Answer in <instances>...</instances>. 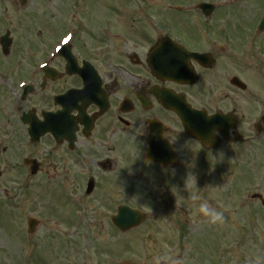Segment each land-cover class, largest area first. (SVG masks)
I'll return each mask as SVG.
<instances>
[{
    "label": "rangeland",
    "instance_id": "374dc122",
    "mask_svg": "<svg viewBox=\"0 0 264 264\" xmlns=\"http://www.w3.org/2000/svg\"><path fill=\"white\" fill-rule=\"evenodd\" d=\"M10 1L15 2V0H1L0 2V12H6L8 13L10 10L12 12L13 4H10ZM37 1L40 0H31L30 5L36 6ZM59 3L67 5L68 2H71L72 0H56ZM149 4L151 5V8L157 2H154L152 0H148ZM165 1H174V0H165ZM181 4H188L190 2H195L196 0H175ZM16 5L19 7V10L16 15H19L23 17V15H28L25 11L20 10V5L18 2H15ZM179 3L174 4V6H178ZM41 9V3L37 5L36 11H40ZM10 12V13H11ZM6 15V14H3ZM1 15V16H3ZM32 15H39V13L32 14ZM188 16H183L178 13H172V11L164 9V14L162 18L163 25L172 30L174 33L178 34L179 36H182L184 38L186 37H197V38H205L209 36H216V38H223L226 39L228 36H231L232 30L234 29H228L224 23H226L227 20L219 21V25L217 27H211L205 24H194L195 16L197 15L195 12L191 14H187ZM0 16V17H1ZM62 15L60 19L62 20ZM257 18V15H256ZM66 20H63L61 22H65ZM4 24V19H0V31L2 28V25ZM20 26V25H19ZM12 30L14 32V35L16 36L17 44L21 43V34L22 32L19 30V27L17 25V22L15 21L12 25ZM264 37V34L262 35V38ZM2 62V60H1ZM9 82V81H7ZM5 84H7L5 82ZM9 85V84H8ZM6 86L8 87L9 91L14 90V86ZM15 96L11 95L9 98L10 104L15 103ZM30 100V99H29ZM28 100V101H29ZM5 104L7 103L4 101ZM29 105V104H28ZM10 111V110H9ZM2 120V117L0 118ZM11 122V121H10ZM8 122V123H10ZM19 123L16 120H13L10 127L6 128V131L4 134H6V142L4 143V146L6 147V152L4 154V160L2 162V168H1V178H0V186L2 187L0 190V205L2 204L3 200L1 199L3 195L6 193V198L4 199V202L9 201V203L15 208V210L22 211L23 214V222L25 223L26 219L28 218H38L41 217L44 219L45 223H48L49 226H45L43 229H39L38 233L35 234V239L39 238L38 236H41L43 233L47 234L48 236H51L52 239L56 238V240H53V245L49 246V249L52 254V258L56 256H60V258H54L53 260L49 259V264H70L72 261H82L85 258H89V260L98 261V255L95 252L94 249H91L90 244L83 245L82 241H86L87 238V231L83 230L81 234L77 237L75 236L72 240V242L69 241V244H75L76 248H79L78 254H70L68 255V252L72 250L73 246L70 247L68 243L65 241L68 237L65 236L64 231L57 228V231L54 230V223L52 222L53 218H60V220L68 225L69 222V215L70 212H75L76 209H82L83 212L86 213L85 219L91 223L92 217L97 216L98 214L105 212V210L100 206H109L103 204V200L105 198L106 201H108L110 198H112L114 194V190L108 186L106 190L107 197H104L102 199L96 200L95 197L91 199L87 198L84 194H82L83 190V180H81L79 176V170L78 167L75 165L76 162L73 160V162L66 160L65 165L67 168L70 169V179L75 180V182H69L66 183L64 180H62L60 177L53 178V183L49 185L48 187H45L43 182V178H39L37 181L31 180L29 182V186L26 189L20 188L21 181H19V168H21L18 161H14L17 158L16 155L19 154V150L22 149H32L30 147V144L28 143L27 138L24 139L25 134L24 132L19 129ZM3 136V134H1ZM50 143V142H49ZM50 144L44 143L42 146L36 149V151L39 152H46L44 155H42L43 158L49 162V159L47 157L48 150L50 148ZM60 152V151H59ZM25 154H22L23 156ZM52 156V155H51ZM20 157V156H19ZM125 165L126 160L124 161ZM51 170L50 172H53L54 169L56 170L59 168L57 174L63 175L62 169H65V167L61 164L54 163L47 165ZM62 168V169H61ZM98 169V168H97ZM121 169V166H120ZM237 170V168H231L230 173H233ZM97 175L100 180L103 179V175L101 174V171L97 170ZM260 173H262V176L264 175V167L260 168ZM76 177V178H73ZM97 177V178H98ZM229 178V182H226V180H221L219 184H217V190L212 191L213 195H218L220 193V190L222 188L224 189H230L233 192H240L243 188H245L244 185V176L242 173L237 174L236 176H227ZM22 180V179H21ZM99 180V181H100ZM34 181V182H33ZM232 181H236V183L232 184ZM66 185L68 188V195H62L64 194L61 190V187L59 185ZM154 184V183H153ZM17 185L20 188V191L17 189ZM118 187V190L121 189L120 184H116ZM157 186V185H156ZM259 186L264 191V176L263 178H260V184ZM5 192V193H4ZM66 192V191H65ZM70 196V197H69ZM46 197V198H45ZM43 203L41 206L36 207L34 205L35 200L38 199ZM147 199L140 198V192H127L118 194L114 198V202L119 203H129V204H138L143 207H145L144 203ZM76 201H81L83 203V206L76 205ZM16 202V204H15ZM31 202V204H30ZM71 202V204H70ZM90 202H93L90 205ZM27 203V204H26ZM151 203L154 205H158V200H153ZM150 203V204H151ZM150 204H147L149 206ZM154 205L150 206L149 211L152 214V217H155L159 214V210H156L154 212ZM146 206V207H147ZM143 208V210H147L148 208ZM21 208V209H19ZM60 211L62 214L58 213ZM69 212V215L67 214ZM109 212V211H107ZM15 217L14 219L8 220V216L4 215V217L0 218V224L5 226L9 229L18 230V216L20 214H17V212L14 213ZM261 225L262 228L258 231H256L258 235V244H254L252 242V248L249 247L248 241L251 240L249 238V234L252 233V231H245L246 235L243 233L242 236L236 232V229L238 228V221L239 217L232 218L230 217L228 220V224H225L224 228L222 226H214L211 230L207 229L202 235H197L199 237L198 239H192L190 243V256L185 260V264H193L194 260H197V263L199 264H205L211 260L212 264H222L224 261H218L214 258H218V256L223 253V248L226 245H230L231 251L229 252V249L226 253H224L225 260L227 259L228 264H251L249 261L250 259H255L258 263L257 264H264V214H261ZM57 227H61L60 225H57ZM153 228L149 227H143L138 234L148 235L150 231H152ZM3 232V235L0 234V264H17V255H19L20 249H23L17 245L12 239L10 235H6L5 231ZM20 232V229H19ZM50 234V235H49ZM154 234V233H153ZM114 239H117L115 234ZM8 238H7V237ZM111 239L112 234L110 231H108V234L106 235ZM139 235H134V238H138ZM102 240L104 239L101 235ZM130 235L126 238V240H129ZM176 238V237H175ZM242 240L239 243H235L234 240L241 239ZM261 238H263V242H261ZM78 241L77 243L75 241ZM112 240V239H111ZM130 243H133L130 240ZM235 243V244H232ZM249 243H251L249 241ZM111 244H103V246H107ZM150 251H147V247L142 246L141 244H138V241H136V244L127 247L126 251H129L130 254H118V255H111L107 257L109 264H115L117 262H114L113 260H124L131 258L133 262L136 263H145L146 264H155V260L157 257L165 255L168 253H162L163 249L160 243H154V246L149 247ZM252 249V250H251ZM36 251H38V254L42 257L47 258L48 257V249L46 248V245H40V247L35 246L34 254H36ZM184 252V248H183ZM221 256V255H220ZM36 260H38L39 257L36 255L34 256ZM221 259L223 260V255L221 256ZM108 263V262H107ZM89 264V262H87ZM163 264V263H162Z\"/></svg>",
    "mask_w": 264,
    "mask_h": 264
},
{
    "label": "clouds",
    "instance_id": "9594fccd",
    "mask_svg": "<svg viewBox=\"0 0 264 264\" xmlns=\"http://www.w3.org/2000/svg\"><path fill=\"white\" fill-rule=\"evenodd\" d=\"M191 199L200 201L198 212L207 219V222L214 224L223 220L222 211L212 206L207 199H201L195 193L191 194ZM162 262L163 264H181L180 260L170 261V257L167 254L159 256L155 260V264H162Z\"/></svg>",
    "mask_w": 264,
    "mask_h": 264
},
{
    "label": "flooded vegetation",
    "instance_id": "af4514ba",
    "mask_svg": "<svg viewBox=\"0 0 264 264\" xmlns=\"http://www.w3.org/2000/svg\"><path fill=\"white\" fill-rule=\"evenodd\" d=\"M235 112H236V111H235ZM242 130H244V131H245V130H247V128L242 126Z\"/></svg>",
    "mask_w": 264,
    "mask_h": 264
}]
</instances>
